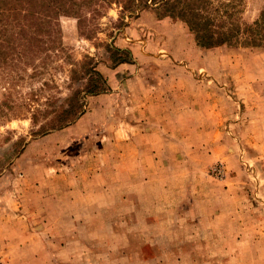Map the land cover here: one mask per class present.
Instances as JSON below:
<instances>
[{"label": "rangeland", "instance_id": "374dc122", "mask_svg": "<svg viewBox=\"0 0 264 264\" xmlns=\"http://www.w3.org/2000/svg\"><path fill=\"white\" fill-rule=\"evenodd\" d=\"M155 6L111 4L87 39L60 18L63 52L1 67L0 264H264V49H200ZM84 56L105 90L57 128Z\"/></svg>", "mask_w": 264, "mask_h": 264}, {"label": "trees", "instance_id": "16d2710c", "mask_svg": "<svg viewBox=\"0 0 264 264\" xmlns=\"http://www.w3.org/2000/svg\"><path fill=\"white\" fill-rule=\"evenodd\" d=\"M111 4L120 7L121 14L140 5L145 8L156 5L153 9L156 15L183 23L200 49H264V9L259 10L254 20L245 22L241 18L245 0H0V69L17 68L18 64L46 56L48 52L52 55L63 52L60 18L73 19L77 34L90 38L96 30L95 19L103 16ZM104 50L113 66L127 58L126 50L108 44ZM70 65V81L82 80L83 85L80 92L65 99V108L53 111L57 128L81 113L76 94L97 95L105 90L104 79L95 70L92 58L84 56Z\"/></svg>", "mask_w": 264, "mask_h": 264}, {"label": "crops", "instance_id": "0c3cea01", "mask_svg": "<svg viewBox=\"0 0 264 264\" xmlns=\"http://www.w3.org/2000/svg\"><path fill=\"white\" fill-rule=\"evenodd\" d=\"M195 102H196V101H195ZM189 104H190V105H188V107H192V108L194 109V112H195L196 109H198V106H199V105L194 104L192 101H190ZM145 107H146V106H145ZM149 107H151V106H149ZM194 112H193V113H194ZM142 114L145 116V113L142 112ZM178 116H180V114H178ZM149 118H152V120L149 119ZM184 121H185V119H184ZM142 122H144V123H142L141 125L147 124V125L150 126V125H155V123L158 124V123H159V119H156V118L153 119V117H150V116H149V117H146L145 121H142ZM143 127H144V126H143ZM150 127H151V126H150ZM141 131H143V132H149V133H144L145 135H147V134L153 135V134H154V133H152V128H148V130H146V131H144V130L142 129ZM154 131H155V130H154ZM151 144H152V145H150V147H149L148 150H149V153H150L152 150L154 151V153L151 152L150 155H151L152 157H154V156L160 154L161 151H162V149H159V148H158V149H155V150H154V149L152 148V147H153V142H151ZM145 148H148V146H146Z\"/></svg>", "mask_w": 264, "mask_h": 264}]
</instances>
